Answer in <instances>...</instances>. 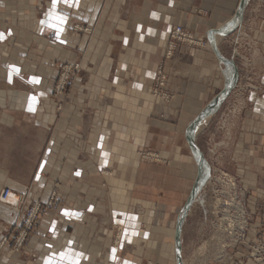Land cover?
Here are the masks:
<instances>
[{"label": "crops", "instance_id": "1", "mask_svg": "<svg viewBox=\"0 0 264 264\" xmlns=\"http://www.w3.org/2000/svg\"><path fill=\"white\" fill-rule=\"evenodd\" d=\"M242 2L0 0V194L25 199L21 208L0 199V242L32 200L57 198L22 250L5 244L0 264H176L178 218L200 172L189 129L227 85L232 60L218 35ZM177 25L212 48L179 43L167 59ZM253 25L264 84V14ZM78 59L83 72L55 97L60 65ZM162 64L169 104L153 93ZM252 99L234 142L244 185L264 197V93ZM145 148L162 161L141 158ZM252 229L264 216L250 238Z\"/></svg>", "mask_w": 264, "mask_h": 264}, {"label": "rangeland", "instance_id": "2", "mask_svg": "<svg viewBox=\"0 0 264 264\" xmlns=\"http://www.w3.org/2000/svg\"><path fill=\"white\" fill-rule=\"evenodd\" d=\"M236 14V17L232 20V22L236 21L235 25L233 27L230 26L232 23L230 22V24L222 28L221 30L227 29V31H225V36L218 35L220 37L217 43L219 46L225 44L227 46L226 48L230 49L227 53L228 56L221 54L235 63L226 60L235 65V84L231 86L230 89H228L229 87L227 84L225 90H223L207 107L204 113L199 116L198 120H205L203 124L199 125L198 121H196L195 124L190 127L191 131L194 129L195 147L202 153L209 164L210 176L202 185L200 168L197 186H194L195 188L189 196L188 203L184 206L178 218V256L176 258V264H181V262L185 264H246L248 259H250L253 264H264V229H252V236L251 238L248 237L251 223H255L257 217L260 218L264 216V197L257 195L252 188L244 185L243 175L240 174V170H243V165L238 164L244 159V154L241 150H238L236 143L238 137V123L244 109L247 106H253L254 100L252 98L254 96L264 93V84L260 82L261 76L258 68H256V63L258 61L254 59L256 55L253 50L254 43L251 38L255 19L260 16L262 17L264 14V0H248L243 13L241 8ZM76 30L90 32L92 29L80 24L79 26L77 25ZM211 36L213 45H215V33L213 32ZM195 38L196 40L202 39L201 43H181L196 47L207 46L212 48L210 36L209 38L205 36H197ZM239 62H241V65L238 64ZM71 63L79 64L80 69L75 70V73L69 79L65 89L62 92L58 91L56 89L57 82L61 78L65 66ZM163 65L164 64H162V66ZM81 72H83V64L80 59L74 62L62 63L52 87L53 95L55 97H61L66 94L69 90L70 83L75 77L81 74ZM228 81L227 77V83ZM157 87L159 91H161V93L157 94L163 98L165 104H169L173 96L169 89L168 78L164 87L158 86L156 80L153 93L154 89ZM163 94L169 96L168 100H166L167 97H163ZM158 99L159 102H162L160 98ZM218 99H221V101L219 105L215 107V110L212 104ZM62 103L63 102L59 103V109L62 108ZM210 110H213L212 114L209 113ZM204 114H206V116H204ZM198 130L201 132L199 135L197 134L198 137L196 141V133ZM190 135L191 133L189 131V137ZM234 136H236V142H234ZM193 153L198 161L194 148ZM140 156L148 162L162 161L157 151L147 148L141 150ZM199 167H201L200 163ZM193 194L195 195L193 196ZM52 197L56 205L57 198L55 192L52 193L51 198ZM24 202L25 199L22 200V205ZM35 202L40 201L32 200L26 212ZM46 203L42 204L43 207L40 217L42 215H49L51 210L55 209V206L47 209ZM251 207H254V212H251ZM242 210L245 211V217H242V214H244ZM46 211L47 213H45ZM231 215L236 217L235 221L239 222L237 225L241 223L240 227H244V233L239 235L241 240L235 241L232 235L223 231V228L226 226L224 218L226 219ZM40 217L35 223L33 232L36 229ZM17 232L18 229L16 232L11 231L7 236L10 251L14 247L13 236L16 235ZM9 243L11 245H9ZM24 245L20 250L23 249ZM172 264H175V262Z\"/></svg>", "mask_w": 264, "mask_h": 264}, {"label": "built area", "instance_id": "3", "mask_svg": "<svg viewBox=\"0 0 264 264\" xmlns=\"http://www.w3.org/2000/svg\"><path fill=\"white\" fill-rule=\"evenodd\" d=\"M197 37L195 34L187 31L185 28H183L181 25H177L175 26L172 31H171V39L170 42L168 44V50H167V58H169L170 56H172V53L175 49V47L177 46L178 43L181 42H189V43H196V44H200L202 39H197ZM79 64H68V66H65V69L61 75V78L58 80L57 82V87L56 89L58 91H63L65 89V87L68 85V81L71 78V76L75 73V70H79ZM156 80H157V85L158 86H165L167 83V76L166 73L164 71V67L162 65L159 66V69L157 70V76H156ZM156 93H161V91H159L158 87L154 89ZM163 97H167L166 100H168L169 96H166V94H163ZM231 183V182H230ZM10 193H11V189L10 188H5L2 190L1 194H0V199L3 202H6L8 204H10L11 206H14L16 208H21L22 205V199L20 198V200H18V202L13 203L10 201ZM54 198L52 197L51 200H49V202L46 203V208H51L54 207ZM43 203L40 202H35L32 206H30V208L28 209V211L25 213L24 217L21 219L20 223L17 225V229L18 232L16 235L13 236V248L11 249V251H19L20 248L24 245L25 240L30 236V234L33 232L34 228H35V223L37 221V219L40 217L41 215V210H42V205ZM242 212L244 214H242V217L245 215V211L242 210ZM47 213V211L45 212ZM245 217V216H244ZM245 219V218H244ZM225 220V228H223L225 230L226 233H228L229 235H232L233 238H235V241L237 240H241V237L239 235H242V233H244L243 228L244 227H240V224L237 225L236 222V217H234L233 215H231L228 218H224ZM243 224V223H242ZM239 227V229H238ZM8 243V237L6 236L1 242H0V249H2L5 244ZM9 245H11L9 243Z\"/></svg>", "mask_w": 264, "mask_h": 264}, {"label": "bare ground", "instance_id": "4", "mask_svg": "<svg viewBox=\"0 0 264 264\" xmlns=\"http://www.w3.org/2000/svg\"><path fill=\"white\" fill-rule=\"evenodd\" d=\"M247 1L248 0H243V2H242V5H241V8H242V13H243V10H244V8H245V6H246V4H247ZM240 8V9H241ZM237 15V14H236ZM236 17V16H235ZM240 17V16H239ZM235 23H236V21H234V22H232L231 24H230V26H234L235 25ZM225 31H227V29H225V30H220V32L222 33V34H225ZM219 33V32H218ZM216 34V33H215ZM213 43V42H212ZM221 57V56H220ZM222 59H224L223 57H221ZM220 58V59H221ZM227 62V61H226ZM227 64H228V67H229V69H228V72H227V77H228V89H230V87L231 86H233L234 84H235V81H236V68H235V65L232 63V62H227ZM226 88V87H225ZM225 90V89H224ZM154 94L156 95V97L157 98H160V100L163 102V98L162 97H160L156 92H155V90H154ZM221 101V99H218V100H216V102L215 103H213L212 105V107H213V109H215V107H217L218 105H219V102ZM213 102V101H212ZM211 102V103H212ZM207 109V108H206ZM205 109V110H206ZM216 110V109H215ZM213 110H210L209 111V113H213L212 112ZM204 113V112H203ZM202 113V114H203ZM204 116H206V114H204ZM196 126V125H195ZM190 131V133H191V135H190V141H191V144H192V146H194L193 148H194V150H195V153H196V155H197V157H198V161H199V163H200V168H201V176H202V178H201V182H202V185L204 184V182L209 178V176H210V172H209V164L207 163V161H206V159L203 157V155H202V153H200L199 151H198V149L195 147V144H194V129H192V131H191V129L189 130ZM199 174H200V172H199ZM198 178H199V176H198ZM197 181H198V179H197ZM197 186V182H196V184H195V187ZM194 187V188H195ZM194 188H193V190H194ZM193 192V191H192ZM195 194H193V196H194ZM196 197V196H195ZM10 201L11 202H13V203H16V202H18V200H20V197L17 195V194H15L12 190H11V193H10ZM223 231L225 232V230L223 229ZM178 233V232H177ZM181 264H185L184 262H181Z\"/></svg>", "mask_w": 264, "mask_h": 264}, {"label": "snow or ice", "instance_id": "5", "mask_svg": "<svg viewBox=\"0 0 264 264\" xmlns=\"http://www.w3.org/2000/svg\"><path fill=\"white\" fill-rule=\"evenodd\" d=\"M65 2H67V0H65ZM54 3H59V0H54ZM56 18L60 21V24H63V23L65 22L64 17H62V16H58V17H56ZM0 38H2V36H0ZM13 70H15L14 67H13ZM33 80H34V82H36V83L39 82L38 79H36V78H33ZM31 99H32L33 102H35V100H36L35 97H32ZM49 264H51V262H49Z\"/></svg>", "mask_w": 264, "mask_h": 264}]
</instances>
